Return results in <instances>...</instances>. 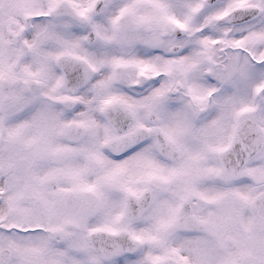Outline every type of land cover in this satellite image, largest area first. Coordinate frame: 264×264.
Instances as JSON below:
<instances>
[{"label":"snow or ice","instance_id":"1","mask_svg":"<svg viewBox=\"0 0 264 264\" xmlns=\"http://www.w3.org/2000/svg\"><path fill=\"white\" fill-rule=\"evenodd\" d=\"M0 264H264V0H0Z\"/></svg>","mask_w":264,"mask_h":264}]
</instances>
